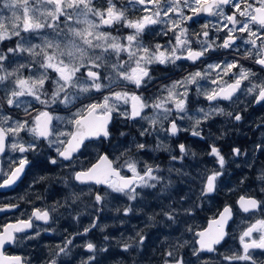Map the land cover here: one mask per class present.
I'll list each match as a JSON object with an SVG mask.
<instances>
[{"label":"clouds","instance_id":"1","mask_svg":"<svg viewBox=\"0 0 264 264\" xmlns=\"http://www.w3.org/2000/svg\"><path fill=\"white\" fill-rule=\"evenodd\" d=\"M61 6L0 0V216L26 221L0 235V255L264 264V227L244 236L264 221V0ZM93 105L103 121L65 157Z\"/></svg>","mask_w":264,"mask_h":264},{"label":"snow or ice","instance_id":"2","mask_svg":"<svg viewBox=\"0 0 264 264\" xmlns=\"http://www.w3.org/2000/svg\"><path fill=\"white\" fill-rule=\"evenodd\" d=\"M55 2L59 10H62V6H61L62 0H55ZM199 3L204 4V5H210L213 3V0H199ZM193 11H199V9H193ZM256 11L261 12L262 9L257 8ZM261 22L264 23V17H261ZM26 23L28 27H31L30 20H28ZM241 30H244L243 25H241ZM50 66L57 67L54 64ZM58 70L61 71L62 73L67 72V69L65 68H58ZM103 119H104V114L99 112V106L93 105L91 109L84 116L80 117V119L77 120L76 123L79 126V130L73 133V135L68 139L66 143L65 151L64 153H62V155H65V157H70L72 152L78 148L79 142L83 139V137L87 135L89 132L96 130L99 127V123L103 121ZM23 163H25V161H21V164ZM102 163L103 162H101V164ZM101 164L94 166V169L100 168ZM80 175L85 176L86 178H90V179L97 178V177L91 176L90 173H81ZM0 179H2V177H0ZM207 179H208L207 190L211 191L214 187V183H213L214 177L209 176ZM128 183H130V181H122V178L117 177V179L113 181V187H126ZM2 195L3 193L0 192V196ZM247 203L254 205V202L252 201H248ZM224 212L227 213L228 209H225ZM33 215L38 216V218L44 219V220L48 218V212L47 211L41 212L39 208L35 209ZM222 219H223V216H221L220 219L211 220L208 223L207 228L204 231L198 233V235L202 238L201 239L202 246L204 245V238H207L209 241L207 246L208 247L211 246V241L214 240L221 232V220ZM13 220L14 218L9 217L7 213L3 216H0V225L3 226V231L0 232V235L7 233L9 228H19L21 225L26 223V221L24 220H20L14 223ZM260 227H264V221H261L257 224H253L248 229V231L244 233V236L249 235L251 232H253L254 230ZM241 239L243 240V237H241ZM19 259H20L19 257L0 255V264H14V262H18Z\"/></svg>","mask_w":264,"mask_h":264},{"label":"flooded vegetation","instance_id":"3","mask_svg":"<svg viewBox=\"0 0 264 264\" xmlns=\"http://www.w3.org/2000/svg\"><path fill=\"white\" fill-rule=\"evenodd\" d=\"M11 222V221H10ZM210 222V221H209Z\"/></svg>","mask_w":264,"mask_h":264}]
</instances>
